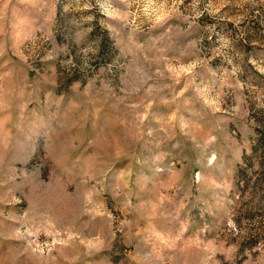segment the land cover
<instances>
[{
  "label": "rangeland",
  "instance_id": "374dc122",
  "mask_svg": "<svg viewBox=\"0 0 264 264\" xmlns=\"http://www.w3.org/2000/svg\"><path fill=\"white\" fill-rule=\"evenodd\" d=\"M0 264H264V0H0Z\"/></svg>",
  "mask_w": 264,
  "mask_h": 264
}]
</instances>
